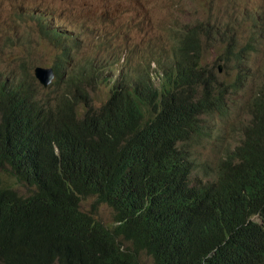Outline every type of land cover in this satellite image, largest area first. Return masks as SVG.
Returning a JSON list of instances; mask_svg holds the SVG:
<instances>
[{
    "label": "clouds",
    "instance_id": "clouds-1",
    "mask_svg": "<svg viewBox=\"0 0 264 264\" xmlns=\"http://www.w3.org/2000/svg\"><path fill=\"white\" fill-rule=\"evenodd\" d=\"M61 1V0H59ZM63 0L61 2H64ZM199 11L206 15L205 22L196 21L191 24L173 25L167 30V35L176 39L166 53L150 48L145 53L147 65L132 66L131 58L136 51L128 52L110 42L101 40L99 47H103V56L85 54L78 57L77 52L82 41L68 29L60 28L51 22L50 15H28L35 21L37 36L46 42L53 51L50 62L44 64L34 61L33 71L28 72L22 65L16 74L0 72V147L7 148L13 156L12 161L2 164V173L8 172L16 181L28 190L29 197L41 182L42 171L39 157L32 151H21L18 148L20 135L18 127L24 119L34 118L40 129L52 139L54 153L53 167H65L76 173L82 179L100 180L124 171V146L128 141L137 140L152 131L161 133L170 145V151L165 157L169 164L164 175V181L177 183L171 177V166L192 168L189 178L195 169V164L185 149V145L201 129L203 117L214 111H220L227 93V85L220 80L226 69L238 73L244 62V47L238 50L235 41L236 25L238 24L237 9L232 6L227 16H219L220 8L215 0H197ZM110 12V11H109ZM0 13L5 17L9 10L2 7ZM246 18L257 27L259 16L255 12L246 14ZM203 42L211 43L214 47H221V54L215 58L210 67L202 65ZM15 44V43H14ZM21 42L17 46H21ZM108 44L110 45L108 47ZM105 52V56H104ZM121 52L125 55L113 66L106 65L103 60L110 55L117 56ZM124 54V53H123ZM125 56V57H124ZM127 59V60H126ZM175 62L184 73V84L173 89V93L191 91L195 99H204L210 104H217L218 108L208 114L198 115L200 130L189 141L177 142L173 139L170 127L158 117H153L150 107V95H159L163 91L164 69L163 63ZM30 66V67H31ZM50 71L51 77L43 84L37 77L40 71ZM52 70V71H51ZM29 77V79H28ZM20 79V80H18ZM104 90V95L96 99L95 95ZM264 92V84L257 92L250 112V122L242 129V147L238 154H227L218 168L215 179L210 183L219 188L232 192L238 199L236 180L241 165H237L238 158L247 145L264 144V109L257 110L254 103ZM21 95L28 101L25 108L18 106L13 98ZM104 111L98 121L83 125L84 116L91 112L97 114ZM192 123V117L186 119V126ZM232 164L229 166L228 158ZM154 160H148L144 166ZM157 165V162H154ZM264 170V162L259 161ZM155 167V166H154ZM13 170V171H12ZM17 173H22L26 181H21ZM15 191L13 188H10ZM93 199V207L89 211L81 209V202ZM97 206H106L111 211V226H107L97 219ZM79 211L91 216L105 228L112 229L115 225L113 210L106 204H96L95 197L82 198ZM250 220L264 230V210H246ZM64 213L55 211H39L37 205H23L15 216L29 223L28 242L43 258L45 264H57L55 257L59 256L61 234L60 230L51 228L49 222L61 220ZM120 240V239H119ZM89 255L100 251L88 247ZM114 264H144L141 257L145 256L149 264L153 258L145 250H136L130 243L121 242L114 250ZM28 264L24 255L10 243L0 227V264ZM177 264H241L234 252L230 250L228 239L221 234H212V222L206 220L199 230L196 241L181 253Z\"/></svg>",
    "mask_w": 264,
    "mask_h": 264
},
{
    "label": "trees",
    "instance_id": "trees-1",
    "mask_svg": "<svg viewBox=\"0 0 264 264\" xmlns=\"http://www.w3.org/2000/svg\"><path fill=\"white\" fill-rule=\"evenodd\" d=\"M123 55L125 52L110 55L103 62L113 66ZM163 64V91L149 98L152 115L168 124L175 141H189L200 130L198 115L208 114L218 105L195 99L191 91L173 93L176 86L184 84V73L175 62ZM29 71H33V65ZM13 100L22 108L28 105L21 95H15ZM254 107L264 109V92ZM103 113V110L97 114L88 112L82 124L98 121ZM189 116L192 123L187 127ZM18 130V148L39 157L42 178L36 191L25 198L10 189V182L5 181L0 171V227L10 243L22 252L25 263L45 264L28 242L29 223L15 216L23 205L34 204L40 212L64 213L61 220L48 223L61 234L60 253L53 259L57 264H114L113 250L121 242L145 250L153 258V264H177L178 256L196 241L206 220L212 222V234L228 239L230 250L241 264H264V230L250 220L246 211L264 210V170L259 165V161L264 162V144H248L238 158L237 165H242L236 180L237 199L227 189L190 180L192 168L182 169L176 164L171 166V177L177 183L164 181L170 145L156 131L125 144L121 174L86 181L65 167L52 166L55 158L52 139L34 118L24 119ZM12 160L7 148L0 147V169H4L3 162ZM148 160L157 165L153 162L145 167ZM232 160L228 158L229 166ZM17 177L26 181L22 173H17ZM86 197H95L96 204H106L113 210L112 229L79 211V202ZM88 247L100 251L89 255Z\"/></svg>",
    "mask_w": 264,
    "mask_h": 264
},
{
    "label": "rangeland",
    "instance_id": "rangeland-1",
    "mask_svg": "<svg viewBox=\"0 0 264 264\" xmlns=\"http://www.w3.org/2000/svg\"><path fill=\"white\" fill-rule=\"evenodd\" d=\"M215 4L220 8L219 16H227L232 6L237 9L235 41L238 50L245 48L244 62L240 76L229 69L230 65L224 69L220 80L228 87L221 110L203 117L201 131L185 145L195 164L192 181H213L223 158L240 152L242 129L250 122L252 102L264 84V0H215ZM2 7L9 13L5 17L0 13V72L12 75L20 70L22 63L29 73L33 61L45 67L53 54L51 47L37 36L35 21L28 17L31 14L50 15L53 24L76 35L82 41L78 57L95 56L98 51V57L103 56L104 48L99 47L101 40L114 46L126 44L119 48L136 51L130 60L134 67L147 65L144 55L150 48L164 54L175 45L176 39L167 35L171 26L206 20V15L196 11L197 0H0ZM250 12L259 16L256 28L246 18ZM19 42L21 46H17ZM201 49L202 65L206 67L222 51L221 47L207 42L202 43ZM103 95L101 90L95 98ZM2 176L19 194L28 193L8 172ZM92 207L91 198L81 202L83 211ZM95 210L97 219L111 226L110 209L97 206ZM141 262L149 264L145 256Z\"/></svg>",
    "mask_w": 264,
    "mask_h": 264
},
{
    "label": "water",
    "instance_id": "water-1",
    "mask_svg": "<svg viewBox=\"0 0 264 264\" xmlns=\"http://www.w3.org/2000/svg\"><path fill=\"white\" fill-rule=\"evenodd\" d=\"M63 1V0H61ZM52 71V70H51ZM37 77L39 78V80L43 83L46 84V82L49 80V78L51 77V72L48 71H40L39 73H37Z\"/></svg>",
    "mask_w": 264,
    "mask_h": 264
},
{
    "label": "bare ground",
    "instance_id": "bare-ground-1",
    "mask_svg": "<svg viewBox=\"0 0 264 264\" xmlns=\"http://www.w3.org/2000/svg\"><path fill=\"white\" fill-rule=\"evenodd\" d=\"M36 50V49H35Z\"/></svg>",
    "mask_w": 264,
    "mask_h": 264
}]
</instances>
